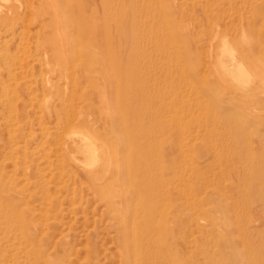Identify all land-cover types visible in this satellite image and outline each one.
<instances>
[{
  "label": "rangeland",
  "instance_id": "rangeland-1",
  "mask_svg": "<svg viewBox=\"0 0 264 264\" xmlns=\"http://www.w3.org/2000/svg\"><path fill=\"white\" fill-rule=\"evenodd\" d=\"M24 4L0 20V264H264V3L0 0V13ZM80 4L84 25L111 28L95 81L87 56L46 52L44 6L76 40ZM81 135L98 158L79 168Z\"/></svg>",
  "mask_w": 264,
  "mask_h": 264
},
{
  "label": "bare ground",
  "instance_id": "bare-ground-1",
  "mask_svg": "<svg viewBox=\"0 0 264 264\" xmlns=\"http://www.w3.org/2000/svg\"><path fill=\"white\" fill-rule=\"evenodd\" d=\"M132 1V0H131ZM261 3H264V0H258ZM30 10L27 5H22L15 7L13 5L6 7L3 12L0 13V20L3 19H18L21 18L25 13ZM78 12L80 13L82 23L80 26L76 25V31L78 34V39L71 40L68 37V33L72 27L73 22L66 21L65 18H57V14L54 11V8L51 6H44V9L42 10V14L40 17V21L43 24V27L45 29H48L49 34V40L47 42L46 52L50 53V63L52 65H61V64H69L70 62L81 64L84 57H88L84 59L83 65L85 67L84 72V78L89 81H95V79L104 77L107 75V69L103 66L106 63L105 56L112 55V40H111V28L110 23L108 21V17L104 15L102 17V25H103V31L100 34H96L97 28L95 26H88L84 25V21L86 18H88L87 11H86V5L80 4V7L78 9ZM93 25V24H92ZM124 28V27H123ZM87 35H93L94 41H93V47H88L86 39ZM83 46V47H81ZM104 48L108 49L106 51ZM90 50L95 51L94 54L91 53ZM64 58V60H62ZM62 60V61H61ZM88 60V61H87ZM96 65L97 68L93 69L92 65ZM239 65V64H238ZM241 68V67H240ZM81 77L83 78V74H81ZM51 111V110H50ZM67 135V134H66ZM84 135L89 136L84 133ZM65 136V135H64ZM63 136V137H64ZM83 135H81L82 137ZM66 137V136H65ZM87 138V137H86ZM73 139V138H71ZM66 140V138H65ZM69 141V140H68ZM73 141V140H72ZM79 141H82L83 144L81 146L82 152H84V155L86 157H83L84 159L88 156H96L91 150V142L87 141L85 139V136L80 138ZM77 144V142H76ZM81 145V143H80ZM77 146V145H75ZM80 152V153H82ZM93 153V154H92ZM98 154V153H97ZM76 154H72L71 161L77 165V167L83 166V164H90L89 158L85 159L87 161L80 160L75 156ZM96 158H98V156ZM264 190V189H262ZM261 190V191H262ZM4 195V194H3ZM0 212H4L3 215H1L2 218L7 219L5 216V209L3 204H0Z\"/></svg>",
  "mask_w": 264,
  "mask_h": 264
},
{
  "label": "clouds",
  "instance_id": "clouds-1",
  "mask_svg": "<svg viewBox=\"0 0 264 264\" xmlns=\"http://www.w3.org/2000/svg\"><path fill=\"white\" fill-rule=\"evenodd\" d=\"M243 35H244V36H245V38H246V33H244Z\"/></svg>",
  "mask_w": 264,
  "mask_h": 264
}]
</instances>
